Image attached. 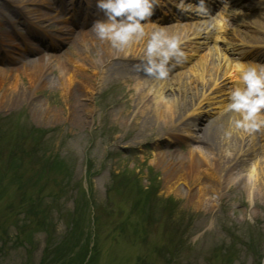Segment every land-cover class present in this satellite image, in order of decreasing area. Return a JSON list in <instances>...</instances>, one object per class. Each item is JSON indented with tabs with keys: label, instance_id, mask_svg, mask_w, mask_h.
<instances>
[{
	"label": "rangeland",
	"instance_id": "obj_1",
	"mask_svg": "<svg viewBox=\"0 0 264 264\" xmlns=\"http://www.w3.org/2000/svg\"><path fill=\"white\" fill-rule=\"evenodd\" d=\"M38 1L27 6L0 0V77L14 81H0V264H264L262 199L250 202L239 186L222 184L206 205L188 202L186 181L175 184L178 190L166 189L156 161L185 162L191 151L203 150L197 142L201 128L232 117L226 107L214 106L219 99L229 103L230 85L217 82L200 92L184 125L154 128L133 116L136 86L157 83L169 92L191 75L188 68L173 67L168 80L145 79L119 61L91 90L76 78L61 90V65L78 56L73 37L85 34L91 46L96 35L91 25L89 31L72 32L68 13L75 0H49L66 15L62 23ZM251 2L244 5L260 4ZM77 11L76 20L83 23ZM260 16L246 22L263 29ZM246 22L249 34L253 29ZM196 27L188 22L166 30ZM50 39L54 48L46 46ZM24 48L32 54L22 58ZM40 59L48 65V81L34 85L23 62ZM79 105L87 113L76 125L72 114ZM240 140L252 160L264 165V129L242 131ZM233 167L232 177L238 178L240 170Z\"/></svg>",
	"mask_w": 264,
	"mask_h": 264
},
{
	"label": "bare ground",
	"instance_id": "obj_2",
	"mask_svg": "<svg viewBox=\"0 0 264 264\" xmlns=\"http://www.w3.org/2000/svg\"><path fill=\"white\" fill-rule=\"evenodd\" d=\"M12 1V3H23L27 6L36 5L39 2L38 0ZM43 5L51 13L49 17L51 16L55 22L61 21L59 12L53 8L49 0H44ZM86 6L91 12L97 11L96 6L94 7L90 1H87ZM13 12L15 13L16 10L13 9ZM262 30L264 35V28ZM83 35L77 34L73 37V39L76 38L75 43L78 45L77 58L70 57L66 60L68 63L61 65L63 70L57 83V87L61 90L67 89L73 78L80 80L85 89L91 90L96 78L102 77L106 71L118 69L121 63L119 61H125L127 64L130 62L129 66L138 64L140 61L137 58L143 55L144 44L147 39L144 36L139 40H134L124 49L117 51L106 40L100 41L96 36H92L89 41L92 44L88 46L82 38ZM2 46L6 45L3 44ZM25 57L26 54L22 55V58ZM203 59H199L192 66L190 76L179 80L170 88L169 92L162 84L151 83L145 87L139 83L136 86L139 95L132 102L133 116L138 115L142 124L149 125L152 128L174 123H178L180 126L184 125L186 123L185 112L189 111L192 104L197 101V95L204 92L208 85L211 86L208 81L212 76V61L214 62V58H210V61L207 58ZM112 60L114 61L110 62ZM43 61L40 59L36 62H23L24 74L29 81L34 82V85L47 83L48 81L46 76L48 65ZM110 68L112 70H108ZM234 69L238 70L236 64ZM138 73L145 74L143 72ZM4 77H0L2 84L5 81L9 82L8 78L5 77L4 79ZM10 81L9 85H13L14 81L12 79ZM80 89L82 88L80 87ZM161 97L165 99L166 103L161 102ZM78 107L79 111H76V106L72 114V121L76 125L85 122L84 116L85 112L87 113L86 107L82 105ZM81 108L82 114L79 113ZM237 116L238 114L233 118H237ZM233 118L223 121L220 126H203L201 137H199V144L203 150H195V155L191 151L187 161L183 162L174 158L156 160L164 177L166 189L178 190V186L175 184L180 180L186 181L188 188L185 199L188 202H197L204 206L207 204V198L211 193L218 194L221 191L222 184L226 186L235 184L241 188L250 202H254L256 199L264 201V165H259V160L253 161V155L244 150L243 143L240 140L242 131L230 127V121ZM226 130L234 135L225 137L224 132ZM252 147L254 148V143ZM225 150L228 151V155H225ZM240 155L245 157L244 163L240 161L242 159ZM233 166L238 167L240 170L238 178L232 177V170H235ZM193 186H195V190L190 192ZM227 188H230V186Z\"/></svg>",
	"mask_w": 264,
	"mask_h": 264
},
{
	"label": "clouds",
	"instance_id": "obj_3",
	"mask_svg": "<svg viewBox=\"0 0 264 264\" xmlns=\"http://www.w3.org/2000/svg\"><path fill=\"white\" fill-rule=\"evenodd\" d=\"M161 0H97V7L105 20H97L92 28L100 41L120 51L146 35L145 24L151 21ZM179 11H191L200 16H211L206 0L185 7V0L175 5ZM210 29L215 27L209 24ZM182 38L177 33H169L158 27L147 34L143 55L139 63L133 65L137 72L156 79H165L170 70L183 61L185 52L180 47ZM239 83L229 93L226 110L238 114L230 121V127L244 133L264 129V65L237 64ZM161 102L165 99L161 97ZM225 137L231 135L226 130ZM225 150V155H228Z\"/></svg>",
	"mask_w": 264,
	"mask_h": 264
}]
</instances>
